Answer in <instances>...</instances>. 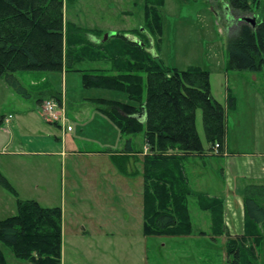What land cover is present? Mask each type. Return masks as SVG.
<instances>
[{
  "label": "rangeland",
  "instance_id": "374dc122",
  "mask_svg": "<svg viewBox=\"0 0 264 264\" xmlns=\"http://www.w3.org/2000/svg\"><path fill=\"white\" fill-rule=\"evenodd\" d=\"M64 2L65 30L71 22L81 29L101 32L103 39L109 34L135 36L137 40L149 41L150 51L167 67L179 71L198 67L208 71L216 100L224 107L228 103L227 96L235 100L236 109L227 112V136L231 144L238 141L237 147L253 153L248 159L252 162L259 163L264 159L259 155L260 151L264 153V105L260 102L261 99L264 101V70L256 74L227 69L229 39L237 34L244 18H254L255 23L262 20L264 0L253 5V13L248 15L232 12L229 0H164L163 7H159L158 0ZM148 8H152L149 19L154 16L155 8L160 12L161 37L149 33L145 23ZM89 39L96 40L94 36ZM88 68L106 66L96 62ZM14 76L20 86H11L4 76L0 77V119L3 118L0 124V174L9 185L0 181V221L17 214L18 200H34L45 208H60L63 213L62 264H230L227 234L232 233L230 239L242 242L234 235L240 233L241 219L230 222L225 235L216 236L211 214L202 211L194 199L189 200L194 227L192 235L144 234L142 162L143 156L149 153L142 142L144 136L137 137L141 153L140 162L135 164L138 176L129 180L133 184L127 183L131 196L126 198L121 193V186L117 185L118 180H124L122 173L106 155L109 151L123 152V139L128 137L121 135L110 119L98 112L99 105L93 103L99 98L123 101L124 95L87 90L82 75L75 71H22ZM255 76H258L257 81ZM48 90L61 95L62 103L53 97H44ZM256 93L263 98H255ZM50 99L64 108L66 114L68 111L72 120L67 125L75 127V131L66 136L67 154L64 157H23L25 140H44L50 136L61 140L64 137L63 129L44 115L43 104ZM11 115L10 123L6 124L5 119ZM31 118H37L43 126L37 133L30 128ZM196 127L207 156L203 159L194 157L185 163L192 164L194 172L202 176L198 175V180L191 176V187L199 193L214 194L222 183L234 178L223 181L221 177L229 168L224 157L215 155L221 153V144L217 152L211 150L212 146L206 141L200 109L196 112ZM37 147L35 149L43 152L48 150ZM96 150L106 155H92ZM36 180L40 189L34 186ZM233 183L236 185L235 181ZM235 197L241 199L243 210V198ZM261 236L259 241L250 239L247 243L249 248L256 245V264H264V230ZM0 250L8 264H31L15 257L11 249L1 243Z\"/></svg>",
  "mask_w": 264,
  "mask_h": 264
},
{
  "label": "trees",
  "instance_id": "16d2710c",
  "mask_svg": "<svg viewBox=\"0 0 264 264\" xmlns=\"http://www.w3.org/2000/svg\"><path fill=\"white\" fill-rule=\"evenodd\" d=\"M158 1L163 7L164 0ZM259 1L228 3L235 14L248 15ZM64 8V0H0V77L17 87V72L75 71L82 75L87 90L124 95L123 101L99 98L93 103L99 105L98 112L106 115L121 135L128 137L123 152L112 157L117 169L125 172L131 156L141 154L132 147L131 137L144 136L149 151L142 162L144 234L192 235L189 200L195 199L202 211L211 214L214 234L223 235V203L194 193L183 165L188 157L205 155L196 127L197 110L202 111L206 141L213 150L215 144L225 143L227 112L235 108V100L229 96L228 108L224 107L212 96L208 71L198 67L179 71L165 66L150 51L149 41L140 40L143 46H139L124 35L103 41L101 32L81 29L71 22L65 30ZM150 13L152 8L146 10L149 33L161 37L160 12L155 8L149 19ZM91 35L96 40L91 41ZM228 55V70H264V17L255 27L240 23L237 34L228 41ZM96 62L104 63L106 68H88ZM45 96L62 103V96L52 90ZM0 181L9 186L1 174ZM260 198H264V187H251L245 211L250 224L264 227ZM228 237L230 264L258 263L256 245L249 248L247 243L250 239L259 241L261 234L246 233L239 236L242 242ZM62 239V210L42 207L34 200H18L17 214L0 221V243L15 257L31 264H62ZM0 264H8L2 250Z\"/></svg>",
  "mask_w": 264,
  "mask_h": 264
},
{
  "label": "crops",
  "instance_id": "0c3cea01",
  "mask_svg": "<svg viewBox=\"0 0 264 264\" xmlns=\"http://www.w3.org/2000/svg\"><path fill=\"white\" fill-rule=\"evenodd\" d=\"M258 73H262V71H260ZM258 73H256V74H258ZM257 77L255 76V78H254L255 81H257ZM211 93H212V91H211ZM212 96H213V94H212ZM254 96H256L255 98H258L259 100L261 98H263L260 94H257V93ZM228 97L229 96H227V100H228ZM214 99L216 100L215 97H214ZM63 102L65 104V108H67V104H66L64 99H63ZM260 102L262 103V105H264V101H262V99L260 100ZM227 105H229V102L226 104V106H225L226 108H228ZM39 106H40V103H39ZM235 109H236V104H235L234 109H228V111L235 110ZM30 112H32V111H30ZM262 113H263L262 115H264V112H262ZM262 115L260 114V116H262ZM67 117H68V122H69V120H72L68 111H67ZM54 125L61 128L57 124H54ZM40 126L43 127L42 124L37 120V118H31L30 128L32 129L33 133H37V131H39ZM60 130H62V128ZM63 131L64 132L62 134L64 137L61 140L53 138L51 136L44 139V140L43 139L42 140H36V138H32L30 141L25 140L23 142V157H37V156H43V155H46L49 157H51V156H53V157H62V156L64 157V156H66V154H67L66 151H68V148H67V142L68 141L66 139V136H67V133H70V132L67 130H63ZM74 131H75V127L73 128V131H71V133ZM137 137L138 136L131 137L132 147L134 148L135 151L140 152V149H139L140 139H138ZM127 139L128 138H126V140ZM126 140L123 139V141H124L123 145L124 146H125ZM143 140H142V142H144ZM248 141H249V138H247V142ZM237 142L234 144H231V140L229 139V136L226 135L225 143L221 146V149H220L221 153L215 154L218 157H224L225 158L224 163L229 168V171L228 170L223 171L221 174L223 181H227L228 178H231V177L234 179H232L228 183L227 182L222 183V187H218L216 193H214V194L199 193L197 191H194V193L203 194L207 198L218 199L223 203V219H224V225H225L223 235L226 234L225 230H226V228H228V225L230 224V222H235V220L237 218L241 219L240 231H239L240 233H235L234 235L243 236L246 233H248V234L249 233L261 234L262 231L264 230V227L250 224L248 221L247 215L245 216V213H246V211H245V199L247 196V192L251 187H264V159H262L259 163L252 162L251 160H248L249 158H251V155L253 153H247L246 151H243L241 148L237 147V145L239 144V142L238 143ZM37 146H43L45 148H48V150L43 152V150H41V149H35V148H38ZM242 152H246V153H242ZM117 154H119V153H117V152L113 153V151H109L108 155H106L105 152H102L100 150L99 151L96 150V152H93L92 155H100V156L106 155L112 161V157L114 155H117ZM259 155H261L260 157H264V153H262L261 151L259 152ZM206 156L207 155L205 153L204 156H191V157H188L184 160V165H183L184 174L186 176L187 182H188L190 187L192 184L190 181L191 176L196 177L197 180H198V175H200V177H202V176H201V174H196L194 172V168L192 166H190L192 164H190V163L185 164V163L191 158L196 157V158L203 159ZM138 157H139L138 154L133 155V157L131 156V160L129 162H127L128 164L126 163L125 172L121 171L118 168V170L122 173L124 180H118L117 185L121 186V193L126 198H130V196H131L129 194L128 189H127L128 188L127 183L133 184L129 180L135 179L138 176V168L135 166V164L140 162ZM129 166L133 167V169H129L130 168ZM242 179H243V181H242ZM197 180H196V182H197ZM24 181H27V180L24 179ZM233 181L236 182V185L233 183ZM36 183H37V180L34 182L35 188L40 189L41 186L39 184H36ZM124 185H126V186H124ZM34 186H33V188H34ZM191 189H192V187H191ZM143 192H144V189H143ZM237 195H240L241 198H243V200H244V209L243 210L241 208V202H242L241 199H238L235 197ZM263 199L260 198V202L264 205ZM238 204H239V207L237 206ZM142 210H143V200H142ZM191 221H192V219H191ZM223 235H221V236H223ZM228 235L232 236V233L231 234L228 233L227 237H228ZM227 241H228V239H227ZM262 242L264 244V241H262ZM262 242L260 243L259 247L262 245Z\"/></svg>",
  "mask_w": 264,
  "mask_h": 264
},
{
  "label": "built area",
  "instance_id": "2783aa9c",
  "mask_svg": "<svg viewBox=\"0 0 264 264\" xmlns=\"http://www.w3.org/2000/svg\"><path fill=\"white\" fill-rule=\"evenodd\" d=\"M43 106L45 112L44 115L50 122L59 124L63 130H67L69 132L73 131L72 126L67 125L68 119L66 116L65 109L60 108V106L55 100L50 99L46 101ZM11 119L12 116H9L7 119H5V123L9 124ZM215 149L218 152V150L220 149V144H216L214 146V150Z\"/></svg>",
  "mask_w": 264,
  "mask_h": 264
},
{
  "label": "water",
  "instance_id": "95a60500",
  "mask_svg": "<svg viewBox=\"0 0 264 264\" xmlns=\"http://www.w3.org/2000/svg\"><path fill=\"white\" fill-rule=\"evenodd\" d=\"M244 21H245L246 23L251 24L253 27L256 26V23H255V19H254V18L246 17V18H244ZM112 37H114L113 34L106 35V36L104 37L103 41H106V40H108L109 38H112ZM125 38H126L127 40L131 41V42H134V43L138 44L139 46H143V42H141L140 40H137V39L135 38V36H132V37H125Z\"/></svg>",
  "mask_w": 264,
  "mask_h": 264
}]
</instances>
